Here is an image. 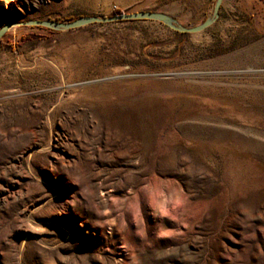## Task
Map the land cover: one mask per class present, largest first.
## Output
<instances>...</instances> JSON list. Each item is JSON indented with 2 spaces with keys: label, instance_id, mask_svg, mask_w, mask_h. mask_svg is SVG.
I'll return each mask as SVG.
<instances>
[{
  "label": "rangeland",
  "instance_id": "rangeland-1",
  "mask_svg": "<svg viewBox=\"0 0 264 264\" xmlns=\"http://www.w3.org/2000/svg\"><path fill=\"white\" fill-rule=\"evenodd\" d=\"M214 3L11 1L0 264H264V0H223L197 33L24 25L158 11L192 27Z\"/></svg>",
  "mask_w": 264,
  "mask_h": 264
},
{
  "label": "water",
  "instance_id": "water-1",
  "mask_svg": "<svg viewBox=\"0 0 264 264\" xmlns=\"http://www.w3.org/2000/svg\"><path fill=\"white\" fill-rule=\"evenodd\" d=\"M223 0H215L212 13L202 23L192 26L184 27L178 21L169 15L158 11H141L133 13L116 14L109 17L100 16H84L71 21H55V20H34L24 23V25L37 26L52 31H64L79 28L93 23H109L115 21H135V20H150L156 21L166 25L172 30L180 33H197L203 31L212 25L219 16V9ZM22 24L18 23L17 25ZM12 23H5L0 27V40L3 35L12 28Z\"/></svg>",
  "mask_w": 264,
  "mask_h": 264
},
{
  "label": "bare ground",
  "instance_id": "bare-ground-1",
  "mask_svg": "<svg viewBox=\"0 0 264 264\" xmlns=\"http://www.w3.org/2000/svg\"><path fill=\"white\" fill-rule=\"evenodd\" d=\"M12 0H1L0 6L4 8V11H0V17L3 19H7L11 16V10H12V5H11ZM13 26L10 30L16 29L17 28V22L12 23ZM124 254H127L124 252Z\"/></svg>",
  "mask_w": 264,
  "mask_h": 264
},
{
  "label": "trees",
  "instance_id": "trees-1",
  "mask_svg": "<svg viewBox=\"0 0 264 264\" xmlns=\"http://www.w3.org/2000/svg\"><path fill=\"white\" fill-rule=\"evenodd\" d=\"M56 21H59V20H56ZM53 32V31H52Z\"/></svg>",
  "mask_w": 264,
  "mask_h": 264
}]
</instances>
